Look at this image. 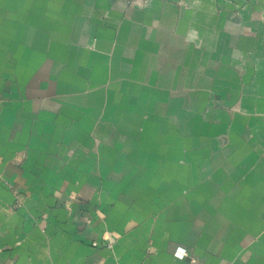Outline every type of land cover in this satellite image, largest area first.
<instances>
[{"label": "crops", "instance_id": "obj_1", "mask_svg": "<svg viewBox=\"0 0 264 264\" xmlns=\"http://www.w3.org/2000/svg\"><path fill=\"white\" fill-rule=\"evenodd\" d=\"M0 173V264H264V0H0Z\"/></svg>", "mask_w": 264, "mask_h": 264}, {"label": "rangeland", "instance_id": "obj_2", "mask_svg": "<svg viewBox=\"0 0 264 264\" xmlns=\"http://www.w3.org/2000/svg\"><path fill=\"white\" fill-rule=\"evenodd\" d=\"M126 1V3L129 5V6H131V7H137V8H145V7H147L148 5H149V2H150V0H125ZM224 88H231L230 86H225ZM96 90V89H95ZM228 90H224V91H222L221 92V94H224V93H226ZM188 103V105H186L185 106V108L187 109V110H189V112L190 113H193V112H196L197 111V109H198V104L199 103H197V102H194V101H192V102H190V101H188L187 102ZM174 104V103H173ZM236 104V103H235ZM233 105V104H228V105H226V104H224L223 105V109H226V110H229V111H235L236 109H237V106L236 105ZM170 106V105H169ZM161 107H159L158 109L159 110H161L160 109ZM243 109H246V108H243ZM163 110H165L164 108H163ZM194 117V116H193ZM193 118H191L190 120H192ZM174 127V126H173ZM167 136L169 137V139H173L174 137H176L177 135H172V134H167ZM189 136H191V137H193V138H195V139H197V134H194V133H192L191 135H189ZM160 139V138H159ZM169 139H166L165 138V142L167 141V143H169V142H171V143H175L173 140H169ZM96 140H97V138H96ZM0 178H1V181H3V182H5V179L1 176V173H0ZM7 184V186L10 188V189H14L13 187H11V183L9 184L8 182L6 183ZM257 239V238H256ZM260 264H263V262L262 263H260Z\"/></svg>", "mask_w": 264, "mask_h": 264}, {"label": "built area", "instance_id": "obj_3", "mask_svg": "<svg viewBox=\"0 0 264 264\" xmlns=\"http://www.w3.org/2000/svg\"><path fill=\"white\" fill-rule=\"evenodd\" d=\"M177 254H178V252H177ZM184 254H185V251H183V252L181 253V257H183V256H184Z\"/></svg>", "mask_w": 264, "mask_h": 264}]
</instances>
